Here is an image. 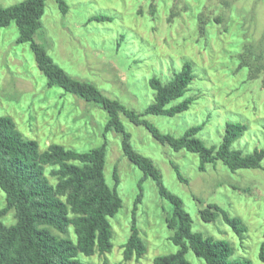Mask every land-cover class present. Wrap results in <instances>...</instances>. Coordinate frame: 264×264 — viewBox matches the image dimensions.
Instances as JSON below:
<instances>
[{
    "label": "rangeland",
    "instance_id": "374dc122",
    "mask_svg": "<svg viewBox=\"0 0 264 264\" xmlns=\"http://www.w3.org/2000/svg\"><path fill=\"white\" fill-rule=\"evenodd\" d=\"M22 1L0 0V7ZM64 1L65 14L55 0H45L42 28L34 41L68 75L93 83L104 95L140 113L154 100L149 80L157 77L167 82L184 61H190L195 78L187 92L193 99L189 110L172 118L147 115L143 119L176 137L203 125L197 137L208 147L220 143L227 122L241 123L247 130L233 148L244 153L264 149V0ZM96 15L109 21H89ZM18 37L15 22L0 28V116L12 118L41 151L58 144L82 152L106 142L104 177L111 189L117 170L116 191L122 207L109 219L112 251L78 259L87 264H153L157 257L176 253L179 248L170 241L166 225L172 206L159 195L155 182L145 179L123 155L121 135L105 133L106 112L58 87L49 88L30 44L18 43ZM122 122L132 147L152 160L164 186L181 198L192 230L228 242L233 248L231 260L264 264L259 259L264 171L231 172L217 162L201 172L197 155L175 152L144 127L124 118ZM171 163L179 167L187 183L178 180ZM5 205V193L0 191V210ZM209 205L240 218L247 232L237 236L221 216L203 222L199 213ZM133 222L146 253L139 260L124 261L123 246ZM0 223L15 224L14 210L2 216ZM66 237L75 241L72 227ZM186 259L190 264H205L191 251Z\"/></svg>",
    "mask_w": 264,
    "mask_h": 264
},
{
    "label": "trees",
    "instance_id": "16d2710c",
    "mask_svg": "<svg viewBox=\"0 0 264 264\" xmlns=\"http://www.w3.org/2000/svg\"><path fill=\"white\" fill-rule=\"evenodd\" d=\"M55 3L65 14V1L55 0ZM44 12L45 0H24L11 7H0V28L16 23L18 43L30 44L36 65L47 79L49 88L58 87L106 112L105 133L114 131L121 135L123 155L143 173L145 179L151 178L155 182L159 195L172 206L166 225L171 232L170 241L179 249L176 253L157 257L153 264H190L186 259L188 251L205 264H253L249 259L231 260L233 248L228 242L192 230L191 217L181 198L164 186L162 175L152 160L132 147L131 136L122 118L144 127L158 143L175 152L197 155L201 172L207 165L217 162L231 172L240 169L264 171V149L244 153L233 148L247 126L227 122L220 143L211 147L197 137L203 125L192 126L178 137L160 132L143 118L147 115L172 118L189 110L193 99L187 97V92L195 78L193 64L184 61L167 82L151 78L149 86L154 91V100L143 112H136L104 95L93 83L68 75L46 49L34 41V36L42 28ZM89 21L107 22L109 18L96 15ZM105 163L106 142L82 152L58 144H50L41 151L36 141L23 136L12 118L0 116V191L5 193L6 200L0 218L14 210L16 219L11 226L0 223V264H87L78 259L79 255L91 257L110 253L112 230L109 219L119 212L122 200L116 191L119 183L117 170H114L115 184L111 189L104 177ZM171 167L178 180L187 183L179 167L173 163ZM47 168L50 169L48 173ZM141 198L142 193L136 204ZM199 214L205 223L214 222L221 216L239 237L247 232L240 218L230 216L218 206L209 205ZM71 227L75 241L66 237ZM145 253L146 247L133 222L131 234L123 246V260H139ZM259 259L264 263V234Z\"/></svg>",
    "mask_w": 264,
    "mask_h": 264
}]
</instances>
